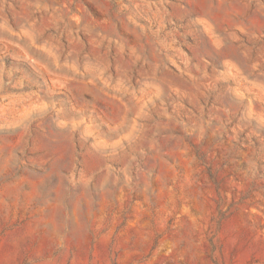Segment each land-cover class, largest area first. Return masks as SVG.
I'll list each match as a JSON object with an SVG mask.
<instances>
[{"label":"rangeland","instance_id":"rangeland-1","mask_svg":"<svg viewBox=\"0 0 264 264\" xmlns=\"http://www.w3.org/2000/svg\"><path fill=\"white\" fill-rule=\"evenodd\" d=\"M0 264H264V0H0Z\"/></svg>","mask_w":264,"mask_h":264}]
</instances>
